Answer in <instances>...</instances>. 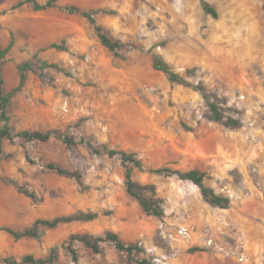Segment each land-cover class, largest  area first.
<instances>
[{"label":"rangeland","instance_id":"obj_1","mask_svg":"<svg viewBox=\"0 0 264 264\" xmlns=\"http://www.w3.org/2000/svg\"><path fill=\"white\" fill-rule=\"evenodd\" d=\"M21 1L0 0V46L13 40L0 61L4 90L18 85L19 64L28 61L35 69L27 70L24 85L10 100L12 132L60 129L76 143L3 140L0 264L4 257H45L52 248L58 254L53 264H73L62 248L68 235L106 230L138 243L143 251L135 256L155 264H264L263 1L55 0V6L42 10H34L31 2L18 5ZM67 5L92 12L107 35L119 41L120 56L100 43L85 17L68 13ZM57 21L82 32L71 46L57 40L65 50L49 47L44 39L49 24ZM153 54L180 74L193 69L188 81L218 103L224 119L240 125L212 121L201 93L171 83L152 67ZM43 60L60 69L41 66ZM85 141L133 152L143 168H135L132 177L154 185L163 216L146 215L126 193L118 155L96 154ZM48 161L80 171L82 184L45 171L42 164ZM157 167L204 171L205 184L228 196L230 205L212 206L190 181L148 171ZM7 180L26 186L36 199ZM77 210L98 215L41 229L39 238L16 239L2 229L21 230L36 218ZM180 226L189 228V239H174ZM74 247L80 264H135L108 242L99 254L79 242Z\"/></svg>","mask_w":264,"mask_h":264},{"label":"trees","instance_id":"obj_2","mask_svg":"<svg viewBox=\"0 0 264 264\" xmlns=\"http://www.w3.org/2000/svg\"><path fill=\"white\" fill-rule=\"evenodd\" d=\"M262 7L264 9V0H262ZM23 2H31L33 4L34 10H42L47 7L55 6V0H48L45 4H41L38 0H24L18 3L21 5ZM65 10L72 14L78 13L85 17L90 24L94 27L95 33L100 41V43L110 51L114 56L119 57L120 43L117 40L111 39L107 33L103 30L102 26L96 22L93 17V13L87 10H82L74 5H67L64 7ZM203 10L216 16L215 10L208 4H203ZM13 45L12 38L9 40L5 47L0 46V61L5 57L8 50ZM51 48H57L60 50H65L62 43L51 42L49 44ZM41 66H51L60 69L56 63H48L47 61H41ZM152 67L161 71L167 75L168 80L171 83L183 84L186 86H191L194 90H197L207 101L208 108L210 110V119L214 122L223 123L227 127H237L240 122L237 119L224 116L220 111L219 105L214 100H211L208 95L202 91L200 87L194 85L188 81V77L193 74V69H186L185 74H180L173 70V68L166 62L160 55L153 54L152 56ZM19 70V82L18 85L9 91L4 90V79L0 71V158L3 155V140L8 139L13 140L14 136L20 138L22 143L28 142H40L46 143L51 139H57L62 142L66 147H70L76 143L73 135L68 132L61 131L60 129H51L46 131L41 130H19L16 133L12 132L10 125V116L8 114V106L11 98L14 94L19 91L24 85L27 77V70H35L30 62L26 61L18 65ZM81 141L84 142L83 139ZM86 144L91 148V150L96 154H107L108 156L118 155L123 166L124 174V186L126 193L131 196L137 204L140 206L141 210L146 215L155 216L161 218L164 214V209L162 206V199L157 196L156 190L153 184H142L135 181L132 177V173L135 168L142 169V163L140 159L133 153L125 150H117L108 148L106 146L97 147L90 141H85ZM30 161L29 157H26ZM32 162V161H31ZM45 171L52 172L64 177H72L76 180L78 184H82V173L78 170H73L67 168L59 163L48 161L42 164ZM149 172L155 174H165V175H175L181 180H187L196 185L202 195L204 201L212 206L219 208H227L230 205V198L225 195L216 193L215 190L207 186L204 182L205 172L196 168H192L186 171L179 169H172L170 167H157L148 169ZM12 183L16 190L24 194L25 196L36 199V195L33 191L29 190L26 186L20 185L14 181L7 180ZM98 213L93 211H82L77 210L70 214H63L54 216L52 218H36L28 227L21 230H14L10 227H2L3 230L8 232L14 238H39L41 235V229H52L57 227L59 224L68 223L73 221H91L97 217ZM79 242L83 247L90 250L93 253L99 254L102 251V243H111L114 248L125 255V260L127 262H134L135 264H155L152 259L146 257L138 258L135 256L136 253L143 251L142 247L138 243H127L124 242L117 232L112 230H106L102 235H94L90 233H71L63 241L62 248L70 256L73 264H80L79 254L74 243ZM156 244L160 245V241L156 239ZM166 245H164L165 247ZM58 254L56 248H52L48 255L45 257H34L31 254L23 255L20 260H16L13 257H4L2 261L5 264H17V263H30V264H53L57 261Z\"/></svg>","mask_w":264,"mask_h":264},{"label":"crops","instance_id":"obj_3","mask_svg":"<svg viewBox=\"0 0 264 264\" xmlns=\"http://www.w3.org/2000/svg\"><path fill=\"white\" fill-rule=\"evenodd\" d=\"M61 26H63L62 29ZM81 35L82 32L79 27L69 28L66 21H57V23L49 24V28L44 34V39L50 42H57L59 38H63L66 40L65 45L71 46L75 38H80Z\"/></svg>","mask_w":264,"mask_h":264},{"label":"built area","instance_id":"obj_4","mask_svg":"<svg viewBox=\"0 0 264 264\" xmlns=\"http://www.w3.org/2000/svg\"><path fill=\"white\" fill-rule=\"evenodd\" d=\"M191 236L190 230L187 226H180L176 230V234L174 236V239L179 240V239H189ZM243 257H240V260H242Z\"/></svg>","mask_w":264,"mask_h":264}]
</instances>
